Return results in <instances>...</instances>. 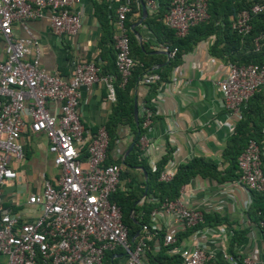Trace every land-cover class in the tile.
I'll return each instance as SVG.
<instances>
[{
  "label": "built area",
  "instance_id": "2783aa9c",
  "mask_svg": "<svg viewBox=\"0 0 264 264\" xmlns=\"http://www.w3.org/2000/svg\"><path fill=\"white\" fill-rule=\"evenodd\" d=\"M81 0H0V257L5 264H101L106 251L121 247L127 255L126 264H148L140 259L155 228L142 225L141 234L132 247L128 227L122 221L120 206L112 194L120 183L121 167L116 162L106 163L109 135L104 125L93 135L79 115L80 88L103 83L107 98L115 101L114 75L103 73L93 61L79 60L72 66L70 78L46 71L40 64L41 49L29 27L47 10L52 32L58 36L75 35L81 28ZM133 0H122L115 10L114 64L121 78L127 81L136 65L130 53L129 29L126 16L131 12ZM151 12L157 9V0H138ZM208 0H172L163 22L184 37L190 27L206 20ZM264 9V0H257L250 10H242L231 18V28L238 33L250 31V16ZM21 30L23 35L16 34ZM264 41V33L254 39L256 48ZM169 57L176 48L169 49L161 43ZM159 77L147 73L142 83L157 82ZM221 104L227 112L240 118V107L264 87V63H230L227 75L217 82ZM56 102L53 109L51 103ZM154 102V98L152 99ZM142 135L139 145L146 143L145 131L149 129L155 111L144 102L139 106ZM43 132L48 140V151L58 175L44 179L38 192L29 194L26 203L38 206V215L25 219L5 199V185L18 177L14 160L25 156L20 138L25 131ZM85 153V155H84ZM264 143L249 139L237 157V181L250 191L264 189L262 168ZM168 163L159 179L168 181L174 170ZM166 212L184 227L203 222L204 211L189 206L182 198L167 200L152 211ZM210 230V228H208ZM197 232V231H195ZM175 237L167 232L165 243ZM181 264H206L213 258L204 243L181 252ZM229 264H252L247 257L238 258L224 254ZM1 264V260H0Z\"/></svg>",
  "mask_w": 264,
  "mask_h": 264
},
{
  "label": "crops",
  "instance_id": "0c3cea01",
  "mask_svg": "<svg viewBox=\"0 0 264 264\" xmlns=\"http://www.w3.org/2000/svg\"><path fill=\"white\" fill-rule=\"evenodd\" d=\"M112 2L114 1L81 0L77 6L81 11V28L72 36L62 34L58 38L52 32L47 10L41 16L29 20V27L40 45L41 66L48 72H56L64 78H70L73 64L79 60H87L98 64L105 73L115 76V48L108 39L112 21L107 19L113 11L115 14L116 8L114 9ZM140 3L128 15V23L135 37L134 56L150 64L144 74L154 73L160 79L159 74L162 73L168 78L160 80L154 97L155 114L152 124L144 133L146 143L142 157L145 163L153 168L169 148L172 150V158L168 163L174 171L178 165L193 157L215 162L221 174L217 177H193L181 187L180 198L191 207L219 214L230 223L232 229L245 231L243 242L232 247L233 253L228 248L232 229H228L224 223L204 227L183 238L178 245L165 250L162 249L174 244L176 239L173 243H165L164 236L160 239L152 235L149 248L143 251L140 259L148 264L157 258L177 264L175 259L173 260L175 255L180 258L181 252L204 243L213 256L206 264H229L224 254L237 256L240 261L248 257L252 264H264V231L262 224L254 221L258 215V211L253 208L254 194L239 183L237 177L222 179V176L229 175L226 173L229 164L223 158V152L233 126L239 119L223 108L217 86V82L227 75L230 62L213 52L212 45L216 37L210 35L196 39L189 49L183 51L178 64L169 70L166 66L171 57L160 43L165 35L160 34L159 30L154 32L150 27L146 19L152 12L146 8L147 12L143 15ZM15 32L23 35L21 30ZM222 44L223 41L220 45ZM136 45L143 49L142 54L136 52ZM147 87L139 80L131 91L133 101L136 100L138 107L143 102ZM261 93L264 95V88ZM57 105L56 102L51 103L53 109L57 108ZM113 106L114 102L108 100L103 83L80 88L79 115L89 136L104 125L112 113ZM20 141L24 145L25 156L20 161L12 162L18 177L5 185V199L15 210L20 211L25 219L32 220L38 215L39 207L28 205L27 197L41 189L44 179L53 180L58 175V170L53 163L52 154L47 149L48 140L43 132L33 133L27 130ZM132 142L133 132L130 125H118L117 136L107 151V160L123 163L131 151L125 156ZM125 168L131 169H125L126 175L120 179L118 189L126 191L129 182L134 181L132 187L142 192L138 200L140 204L146 197L143 192L146 191L147 172L142 165H125ZM150 223L155 230L165 234L170 232L174 237L176 231L184 228L163 211L154 213ZM140 231L141 229L136 233V238H139ZM126 259V252L118 248L110 257V264H126ZM0 260L1 264L6 263L5 256H1Z\"/></svg>",
  "mask_w": 264,
  "mask_h": 264
},
{
  "label": "trees",
  "instance_id": "16d2710c",
  "mask_svg": "<svg viewBox=\"0 0 264 264\" xmlns=\"http://www.w3.org/2000/svg\"><path fill=\"white\" fill-rule=\"evenodd\" d=\"M114 9L121 3L122 0H113ZM172 0H157V9L147 16V22L154 30H159L160 34H164V38L160 43L168 44L169 49L176 48V53L171 57L168 62L167 68L173 69L179 62L180 56L183 51L190 48L192 43L198 38H204L210 35H215L216 40L212 45L213 52L221 57L227 59L230 63L247 64V63H264V41L260 42L258 48L254 44V39L258 35L264 33V9L258 13H252L250 16L251 29L246 34L238 33L231 28V18H235L236 15L242 10H250L251 6L257 2V0H208V14L209 17L201 21L188 30L184 37H177L175 31L169 28L163 22L164 14L169 10ZM138 0H133L132 10H135ZM141 4V3H140ZM138 5V8L140 7ZM126 16V25L129 29L130 37V53L133 59L136 61V65L131 70L127 81L121 84V78L117 73L115 64L114 76V89H115V101L112 109V113L108 120L104 123V126L109 135L108 149L114 143L117 136V127L122 123L130 125L133 132V147L130 153L126 156L123 163L117 161L121 167L120 179L126 175L124 172L125 165L128 167H136L142 165L147 172L146 179V197L139 204L138 200L142 195V192H138L132 187L134 181L129 182L128 189L126 191L117 190L112 194L111 198L114 200L121 209L122 221L128 227L129 239L132 247L137 243L136 233L141 229L142 225H149L151 220V213L153 210L160 208L162 203L167 200H173L180 197V190L183 185L188 183L193 177L199 175L202 177L214 176L217 177L221 173L217 170V164L213 161H206L200 157H193L185 163L178 165L172 178L168 181H162L159 179L160 172L168 164L172 158V150L167 148L166 153L161 157L153 168L145 163L142 157V150L139 145V137L143 133L141 127V117L138 113L137 124L133 118V96L131 91L135 86V83L141 80L144 75V70L150 65L142 58L134 56L133 43H135V37L133 31L130 29L128 23V15ZM113 14L107 16L108 21H112L109 28V41L114 44L112 40L114 34L113 22L115 19ZM223 41L224 44L220 45ZM136 52L142 54L140 46L136 45ZM158 71V70H156ZM155 71V72H156ZM105 73L104 71H102ZM151 72V71H150ZM160 79L155 83L146 84L147 92L143 98V102L155 111L152 99L157 94L158 85L160 80H167V76L162 73L159 74ZM264 88V87H263ZM261 88L255 92L250 99L240 107V118L233 126L232 133L227 139L226 147L223 152V158L228 162L227 175L222 176L224 178H238L237 157L246 146L249 139H255L258 143H264V95L261 93ZM261 93V94H260ZM140 106V105H139ZM138 107V111H139ZM95 134V133H94ZM107 149V151H108ZM85 155V153H84ZM106 163H110L106 157ZM262 168L264 171V157H262ZM254 194L253 208L254 211H258V215L255 217L256 222L262 224V230L264 231V189L262 191H252ZM138 213V216H137ZM140 213V214H139ZM227 225L228 229H232L230 223L222 218L217 213L203 214V222H200L192 227H184L182 230L175 232V243L165 246L164 249H170L174 245L181 241L183 238L193 234L195 231L201 230L204 227L216 226L220 224ZM243 230L232 229V234L229 236V251L233 253L232 247L234 245L241 244L245 238ZM153 235L157 237L164 236L165 232L151 230ZM149 244V241H148ZM121 248V247H118ZM116 248V249H118ZM115 249V250H116ZM115 250L106 251L104 259L101 264H110V257ZM235 255V254H234ZM237 257V256H236ZM238 258V257H237ZM177 264H181V258L175 255L173 260ZM240 259V258H238ZM172 260V259H171ZM162 261L160 258L154 260L149 264H170L171 262ZM240 261V260H239Z\"/></svg>",
  "mask_w": 264,
  "mask_h": 264
},
{
  "label": "water",
  "instance_id": "95a60500",
  "mask_svg": "<svg viewBox=\"0 0 264 264\" xmlns=\"http://www.w3.org/2000/svg\"><path fill=\"white\" fill-rule=\"evenodd\" d=\"M141 7H142L143 15H145L146 12H147V9H146V6H145V4H144L143 2H141ZM140 21H141V20H140ZM166 53H167V52H166ZM167 55H168V54H167ZM133 116H134V121H135L136 124H137V120H138V106H137V102H136L135 99H134V101H133ZM133 144H134V142H132V143L130 144V146L127 148V150H126V152H125V156L129 153V151H130L131 148L133 147ZM141 169H143V168H141ZM143 195H146V191L143 192ZM111 264H113V263H111Z\"/></svg>",
  "mask_w": 264,
  "mask_h": 264
}]
</instances>
